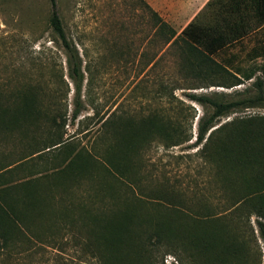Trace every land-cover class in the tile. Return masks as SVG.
Instances as JSON below:
<instances>
[{
  "label": "rangeland",
  "instance_id": "374dc122",
  "mask_svg": "<svg viewBox=\"0 0 264 264\" xmlns=\"http://www.w3.org/2000/svg\"><path fill=\"white\" fill-rule=\"evenodd\" d=\"M56 2L67 36L83 59L79 99L67 54L49 24L50 0H0V167L18 163L0 181L30 180L20 189L11 188L8 196L17 195L21 202L28 199L29 206L24 200L20 207L31 216L19 226L22 232H16L15 246L0 250V264H180L166 253V246L152 254L140 249L150 220L175 218L172 209L212 216L204 227L221 233L217 250L195 261L187 256V264H264L258 216L250 215L255 207L264 211L263 73H257L263 81L261 89L255 78L229 88L210 85L219 79L211 74L191 80L203 87L186 90L222 102L244 99L248 103L235 106L216 122L222 125L237 119L230 134L241 128L250 135L248 162L242 169L222 172L227 177L222 183L215 164L202 152L203 143L194 142L199 117L207 119L214 108L190 99L185 89H173L187 85L178 50L165 53L151 69L145 64L158 45L152 42L143 60L135 56L141 25L134 16V0ZM241 12L246 23L253 21L247 11ZM237 18L216 4L193 22L208 31L204 39L210 40L233 36L229 26ZM259 63L264 58L244 65ZM28 100L43 104V111L50 105L66 111L64 126L56 116L55 121L42 117L41 124H33L31 119L23 124L27 128L12 129L10 122L21 115V105ZM77 103L81 113L72 120ZM155 112L180 121L192 138L176 146L152 141L146 148L134 149V115ZM112 113L111 123L101 126ZM60 137L61 145L50 146ZM106 152L117 170L105 162ZM71 158L74 162L68 164ZM238 199L245 204L242 222L233 206ZM96 214L105 220L101 228L89 218ZM122 216L130 217L129 231L116 242L112 233L111 238L106 235L105 227ZM93 229L103 236L94 239Z\"/></svg>",
  "mask_w": 264,
  "mask_h": 264
},
{
  "label": "trees",
  "instance_id": "16d2710c",
  "mask_svg": "<svg viewBox=\"0 0 264 264\" xmlns=\"http://www.w3.org/2000/svg\"><path fill=\"white\" fill-rule=\"evenodd\" d=\"M50 2L52 9L49 24L67 54L66 61L69 76L75 83V98L77 99L78 97L79 99L84 81L83 59L76 44L67 36L64 23L57 10L56 0H50ZM249 3L254 5V14L259 18L260 23L245 26L243 24L244 18L241 17L239 21L235 19L232 25L229 26L230 30L235 32L233 36L222 37L221 35L220 37L206 40L204 36L208 35V31L206 29L203 30V27L197 28L193 21L185 26L180 33H177L170 23L147 0H134V16L138 17V20L140 19L137 24L141 25L137 29L140 42L134 47L135 56L143 60L148 56L150 44L154 42L158 45L156 51L150 54L148 59L146 58L145 68L149 67L151 69L163 58L165 53L178 50V56L182 61L183 78L187 79V85L175 86L173 89H185L184 94L190 99L201 104L208 103L214 108L213 113L207 119L199 117L194 142L197 145L203 143L202 152L215 164L216 176L220 178L219 181L222 183L227 180L226 175H222V172H226L228 168L242 169L248 162L246 145L249 142L250 135L248 131H244L241 128H237L232 135L230 134V127L237 122V119L225 122L222 125H216V122L235 106L248 103L244 99L222 102L207 94H196L186 90L203 87V85L194 84V81L191 80L211 74L217 75L219 79L210 85L229 88L240 85L245 80L255 78L254 84L260 89L262 88L263 81L257 73L262 72L264 76V63L256 64L253 67H245L244 63L245 61H255L261 57L264 58V39L258 38L259 30H257L258 27L264 24V0H249ZM225 27H227L226 23L223 29ZM262 29H264V25H262ZM247 47L249 48L247 49ZM145 68L141 69L139 73L142 74ZM165 91L170 94L168 89ZM253 104L254 102L247 106H253ZM42 105L40 107V102L33 100H28V102L22 104L21 115L10 122L12 129L27 128L28 125L24 126L23 124L30 122L31 119L34 120L33 124H41L42 117H48L50 120L55 121L56 116L62 119V126H64L67 118L66 111L62 112L59 107L51 105L43 111ZM80 113L81 108L77 103L71 113L72 120H75ZM112 115L113 113L105 118L101 126L111 123L110 118ZM193 118L194 115L191 119ZM189 127H192V122ZM191 138L192 133H188L187 129L178 120L169 119L156 112L142 114L141 116L134 115V149L136 146L140 149L146 148L152 141H160L166 146H176L189 141ZM62 142H64V139L60 137L50 146L58 147ZM104 160L105 162L108 161L112 169L117 170V167L114 166L113 157L108 152L105 153ZM71 162H74V158H71L68 164ZM17 166L18 163L16 165L9 163L0 167V179L6 177L5 172L7 171L12 174ZM58 171L56 170L54 173ZM48 176L50 175H45V177ZM35 180L39 179H33L31 182ZM13 181L15 182L9 184H5V181H0V250L4 247L15 246L13 241L18 240L16 232L17 234L22 232V228L19 226L31 218L28 210L20 207L21 203L24 204V200L29 206L28 199H22L21 202L17 195L15 198L8 196L11 188L20 189L27 186L30 180L19 181L16 178L9 182ZM30 204L32 203L30 202ZM243 204L242 199H238L233 203L234 208L239 213L238 215L236 214L238 221L239 217L240 220L242 218ZM251 212L257 214V229L260 236L264 238V211L259 207H255L250 211V215H252ZM172 215L175 218L168 219L161 216L150 220L152 223L142 232L141 237L143 239L140 243V249L148 250L152 254L154 251L159 250L161 246H166V253H172L180 264H187V256L195 261L202 255L210 254L221 246L218 241V238L221 237L220 231L204 227L208 219L214 217L200 212L199 214H190L182 212L180 209H172ZM222 215L226 216V213ZM250 215H247L249 224ZM89 218L100 228L105 221L100 217V214H96L95 217L89 216ZM129 219L130 217L128 216H122L117 222L112 221L113 226L109 227L110 224H108V227H105L106 235L111 238L110 234L112 233L114 241L121 242L122 236L127 235L129 231L126 223ZM102 228L104 227L102 226ZM90 234L94 239H100L104 233L95 232L93 229Z\"/></svg>",
  "mask_w": 264,
  "mask_h": 264
},
{
  "label": "crops",
  "instance_id": "0c3cea01",
  "mask_svg": "<svg viewBox=\"0 0 264 264\" xmlns=\"http://www.w3.org/2000/svg\"><path fill=\"white\" fill-rule=\"evenodd\" d=\"M159 14L178 31L196 19L200 13L208 8H214L217 4L220 11H229L232 16H237L239 21L242 17L241 11H247L249 18H254L251 23L243 21L245 26L253 23H260L259 18L254 14V5L249 0H147ZM255 20V21H254ZM235 21V20H234ZM264 25V24H262ZM262 25L258 38L264 39V29ZM253 32V31H252Z\"/></svg>",
  "mask_w": 264,
  "mask_h": 264
}]
</instances>
